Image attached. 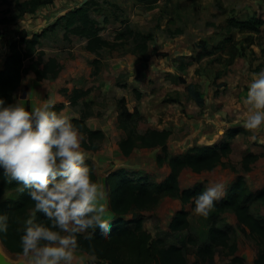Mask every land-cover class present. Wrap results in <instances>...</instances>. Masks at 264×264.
<instances>
[{"label":"rangeland","instance_id":"374dc122","mask_svg":"<svg viewBox=\"0 0 264 264\" xmlns=\"http://www.w3.org/2000/svg\"><path fill=\"white\" fill-rule=\"evenodd\" d=\"M16 1L0 0V13L7 15L6 13L10 9L15 12ZM85 1L87 0H57L56 5L53 4V6L38 10L37 14L27 17L23 20L24 22H19L18 20L22 17L19 18L12 28L19 27L17 37L28 36V34L32 36L46 28V25L52 21V19L50 20L51 14L52 16L57 14V18L69 11L68 9L80 7ZM144 1L97 0V5L91 9V17L98 21L101 35L115 45L112 49H103L98 56L85 49L84 39L75 38L72 40L71 35L65 38V30L62 28L57 31H48L42 39L39 50L45 52V59L56 57L60 61L62 64L61 73L55 80H37L30 74L32 72L26 73L24 82L18 89L15 98L16 100L19 97H24L26 107L31 109L42 99L51 96L56 101L55 105L65 104L62 110L66 114H70L72 119L79 118L82 111H87L89 113L87 125L91 129L102 130L105 133L104 138L96 141L97 148H83L87 153L86 162L91 164L96 173L95 183L98 189L104 193V203L107 208L105 217L111 215L110 222L115 219V215L110 210L109 190L108 193L105 192V179L109 173L124 169L134 179L146 178L150 182L161 183L169 175L170 169L168 163L160 165L157 161L158 155L161 154L160 148H136L130 156H124L119 149V141L127 136V131H124L120 126L118 100L125 94L129 95L132 90L130 80L133 83L132 78L137 74L138 65L143 67L148 60V58L142 60L141 56L136 53L135 44L129 31L154 35L153 31L164 29L166 37L175 40L177 37L186 35L185 32H187L185 42H181V45L178 44L175 49L188 47L190 50L185 52L186 55L177 54L180 50L173 51L168 60L171 65L183 69L186 83H192L189 86L193 91L200 92L201 90L203 92L208 88V92L212 93L213 97L220 96V94L226 95L228 92L231 94L233 90L240 91L246 96L245 79L250 80L251 73L264 68L263 42L248 48L246 54L239 57L230 66L225 64L224 59L227 58L223 47L220 46L227 32L224 29L227 19L230 17L243 19L254 13L264 16V0ZM10 15L11 13L4 18H8ZM177 30H182V33L178 34ZM119 34L125 36L118 37ZM235 38L241 39L242 36L236 35ZM152 40L149 42V47L152 45ZM183 43H186L185 46H182ZM208 51L211 53L208 54ZM147 54L149 53L147 52ZM147 56L149 57V55ZM96 58L101 60V71L98 75H92L91 61ZM168 60L164 65L160 64L161 67L154 66L153 74H149L143 79L149 85L148 87L156 85V88L163 91L161 97L166 102L177 100L183 108H191L189 104L194 99L186 91H182L183 85H180L181 91L167 92L169 82L185 80L183 77L177 79L178 76L172 75L175 73L168 68ZM159 70L161 73L156 72ZM173 82L171 83L173 84ZM74 89H89L90 94L81 98L78 104L73 105L70 98ZM237 94H233L235 97L230 99V103L237 105L238 108L232 115L229 114L228 118L232 121H244L248 105ZM133 97L136 98V95L134 94ZM134 103L135 99L127 101L131 108ZM239 104L242 107H239ZM132 112H137V117H135L137 131H145L151 116H143L137 110ZM146 113L151 112L147 109ZM184 127L181 130H184ZM253 133L257 137L255 141L250 139ZM251 152L259 154L260 157L251 164L249 171H245L243 157ZM224 162L225 166L219 165L211 171L197 173L190 168L183 170L179 178L181 189L185 190L196 186H201L204 189L216 180H223L226 182L227 189L226 194L219 200H224L238 176L243 175L247 188L257 194L264 188V127L257 130L247 129L245 132L239 133L234 138L232 151L224 158ZM251 210L256 216L264 218V201L255 200L251 205ZM179 211L189 212L190 225L186 230L174 231L170 225ZM129 215L131 220L141 216L144 228L165 245L181 247L189 264H240L233 261L235 257L242 259L243 264H254V260L262 248L261 242L238 221L232 211L218 212L215 206L205 217L193 211L191 202L185 204L180 198L166 196L159 203L144 211L135 208ZM105 221L108 222L107 219ZM213 226L226 231L230 236L229 243H235L237 249L234 253L229 248L217 246L213 258L203 260L197 253L198 247L211 242L210 229ZM6 251L8 250L6 249Z\"/></svg>","mask_w":264,"mask_h":264},{"label":"trees","instance_id":"16d2710c","mask_svg":"<svg viewBox=\"0 0 264 264\" xmlns=\"http://www.w3.org/2000/svg\"><path fill=\"white\" fill-rule=\"evenodd\" d=\"M56 0H17L14 8L16 12L9 18L0 19L1 23H11L26 14H34L38 10L52 6ZM144 1V0H142ZM146 2L149 0H145ZM144 1V2H145ZM154 2V1H153ZM97 5V0H87L80 7L69 9L60 15L57 20L40 33H34L31 37L21 36L12 41L10 54L6 57L3 69H0V98L5 103L15 101L16 93L22 85L23 77L32 71L37 80H55L59 77L62 64L55 57L45 59V52L39 50L42 39L48 31L64 29L65 38L69 34L80 36L86 40L85 49L95 55H99L103 49H112L115 45L101 35L98 21L91 17V9ZM10 12V11H9ZM224 29L225 38L221 42L227 59V66L232 65L239 57L246 54L248 48L264 43V16L257 13L251 14L243 19L230 17L226 21ZM135 44V50L142 60L148 58L149 42L154 35L129 31ZM169 33H171L169 31ZM182 33V30H177ZM174 34V33H171ZM242 36L241 39L235 38ZM119 34L118 37H124ZM264 50V49H263ZM211 53V51H208ZM213 53V52H212ZM26 61L29 64L26 65ZM100 59L91 61L93 66L92 75H98L101 71ZM90 94V90L74 89L70 102L78 104L79 100ZM197 102L202 99L197 93L193 94ZM65 104L54 105L57 111L64 108ZM118 117L120 126L127 131V136L119 141V149L124 156H130L136 148H160L161 154L157 161L160 165L168 163L170 172L165 181L161 183L150 182L146 178H132L124 169L109 173L107 183L109 185V197L111 210L115 219L109 222L112 228L109 239H100L98 234L92 233L89 243L84 242L85 237L90 235L77 233L78 250L85 251L97 260L107 261L109 264H189L184 250L176 245H165L160 239L154 238L143 226V218L140 216L135 220H127L125 217L132 208L144 211L166 196L180 198L183 203H192L194 208V196L204 190L200 187L182 190L179 178L182 171L190 168L200 173L211 171L219 165L225 166L224 158L232 151L233 140L239 134L245 132L244 127L231 128L227 131L224 139L213 145H198L191 147L184 154L174 155L170 152L168 141L171 136L170 130L148 129L140 133L136 129L135 117L137 112H131L127 106L126 99L118 100ZM89 113L82 111L79 118L73 121L86 133V139L82 146L86 149L98 147L96 141L104 138L102 130L91 129L87 125ZM260 157L253 152L243 157V168L245 171L251 169V164ZM90 167V178L96 180V173ZM264 201V188L257 194L250 191L243 175H239L233 185L229 188L224 200L215 202L218 212L232 211L238 221L249 229L250 233L261 242L262 248L254 264H264V218L256 216L251 205L255 200ZM0 212H7L9 216L8 230L0 233L1 244L9 251L21 254L20 235L24 227V221L35 214L38 220L49 223L43 213L34 208V201L30 199L27 191L20 192L16 182L5 183L0 177ZM189 212L179 211L173 218L170 228L174 231L189 228ZM230 236L226 231L213 226L210 229V243L199 245L198 255L203 259H211L215 254L217 246L229 248L231 252L236 251V244L229 243ZM234 262L243 264V260L235 257Z\"/></svg>","mask_w":264,"mask_h":264},{"label":"clouds","instance_id":"9594fccd","mask_svg":"<svg viewBox=\"0 0 264 264\" xmlns=\"http://www.w3.org/2000/svg\"><path fill=\"white\" fill-rule=\"evenodd\" d=\"M23 98L7 104L0 98V177L5 183L15 181L20 192L26 190L35 210L49 223L35 214L25 219L21 254L27 264H74L77 233L90 234L84 241L89 243L92 233L109 239L112 231L104 219V193L91 180L86 163L82 146L86 133L70 114L55 109L53 97L42 99L31 109ZM244 103L248 111L243 127H264V68L251 73ZM250 139H257L255 133ZM226 189L223 180L210 183L194 196L193 211L207 217ZM8 223L7 212H0V233L8 230Z\"/></svg>","mask_w":264,"mask_h":264},{"label":"crops","instance_id":"0c3cea01","mask_svg":"<svg viewBox=\"0 0 264 264\" xmlns=\"http://www.w3.org/2000/svg\"><path fill=\"white\" fill-rule=\"evenodd\" d=\"M56 2L57 0L55 1L54 5L57 4ZM47 7H50V6H47ZM43 11L45 12V10ZM15 12L13 9H10V12L6 13L7 15L0 13V19H3L4 17L9 16V13L14 14ZM38 12H35L34 14H37ZM34 14H26L25 16L22 17V19H19V20L17 19V20L19 22H24L23 20L27 19V17L29 16L30 17L33 16ZM56 16L57 14H54V16H52L51 14L50 20L52 19V21H50V23L46 25V28L48 27V25L51 26L57 20L58 17L56 18ZM17 20L9 24L8 23L0 24V48H1L0 49V69H3L5 59L10 54L9 49H10V45L12 41L20 38V37H17L19 34V30H18L19 27L12 28L13 25L16 24ZM43 30L44 29H42L41 31L37 33H40ZM158 30L160 31H156V30L153 31L154 39L151 42L152 45L148 49L149 57H148L146 64L143 67H141L139 66L140 64L138 63L139 69L137 71V74L134 75V78H132L133 83L130 80V85L132 87V90L130 91L131 95L129 92L130 97L128 94H125L122 96L128 102L130 101V99L132 100L135 99V103L132 108L130 107L129 104H127L131 112L134 110H137L143 116L144 115L151 116V120L149 123H147V126L145 127V131H142V132L139 131V132L144 133L148 129L170 130L172 132L170 141L168 142L170 152L174 153V155H179V154H184L188 149L194 146L218 144L224 139L229 129L243 127V121H239V120L232 121L231 119L228 118V116L229 114L232 115V113L236 111V108H238L237 105L235 104L231 105L230 103V99L235 97V95L233 94L238 93L237 94L238 97L243 98V100L245 96L241 94L240 91H236V90H233L231 94L228 92L226 95L220 94V96H217V97H213L212 93L208 92L209 91L208 88H206L207 91H203V92H201V90L200 92L193 91L192 88H190L189 86L192 83H189V84L186 83L187 81H186V78L184 77L185 72L183 71V69L179 66L177 67L176 65H173V64L171 65L170 60H168L171 57L169 56L170 53H172L173 51L177 52L178 50H180L178 51L179 53L177 54L186 55L187 53L185 52L187 50H190L188 49V47L187 48L179 47L178 49H175L178 44L181 45V42L183 41L185 42V37L187 36V32H185L186 35H182L180 36V38L177 37L176 38L177 40H175V39L167 38L166 33L164 32V29L163 30L158 29ZM69 35H71L70 37L72 40H74L75 38H81L80 36H77L74 34H69ZM13 36H14V39H13ZM28 36L31 37V34H28ZM185 44L186 43H183L182 46H185ZM85 45H86V40H85ZM163 52H165L167 56ZM162 55L163 57H161ZM167 60L169 62L168 68L171 69L173 73H175L172 75L178 76L177 79H179V77H183L185 79L181 82L179 80L178 81L174 80L175 82L171 81L173 82V84L169 82L170 83V84L168 83L169 90L167 92L172 93L176 91H181L180 85H183L184 87L182 91H186L188 95L194 99V101H192V103L189 104L191 108H186V107L183 108L180 105L179 101L177 100L172 101V102H166L165 99L161 97V94L163 91H161L159 88H156V85H152L148 87L149 85L146 84V82L144 81L143 78H146L147 76H149V74H153L154 66L161 67L159 65L160 64L164 65ZM27 62L29 63V61L25 62L26 65H27ZM155 62H158V63L155 64ZM160 71L161 70L156 71V72H160ZM29 72H32V71H29ZM30 74H32L36 78L33 72ZM163 74H165V72H163ZM248 81H249L248 79H245L246 85L248 84ZM23 82H24V77H23L22 83ZM194 92L197 93L202 99L201 103L197 102L196 98H194L193 96ZM134 94L136 95V98L133 97ZM231 106H233V108H231ZM239 107H242V106L239 104ZM147 109L151 113H146ZM191 112L193 114H190ZM190 121H192L193 123H189ZM183 126H185L184 130H181ZM175 135L177 136L176 138L173 139ZM177 150H180V151L177 152ZM169 172H170V169H169ZM93 182L95 183L96 180H94ZM105 184H106L105 192L108 193L109 189L107 187V178L105 179ZM134 209L135 208H132L130 212H132ZM129 214L126 215L127 220H131V216ZM104 219H107L108 222H110L112 220V217L111 215H109V217L106 216L104 217ZM6 253H7L8 258L11 261H13L15 264H19V263L27 264L26 258L23 257L22 254L11 252L9 250L6 251ZM76 257L77 259L74 262V264H80V261H83V264H92L94 261L97 260L96 257L94 256H92L90 259L89 254L82 250L77 251Z\"/></svg>","mask_w":264,"mask_h":264},{"label":"water","instance_id":"95a60500","mask_svg":"<svg viewBox=\"0 0 264 264\" xmlns=\"http://www.w3.org/2000/svg\"><path fill=\"white\" fill-rule=\"evenodd\" d=\"M107 187L109 189V185L107 183ZM0 264H15L13 261H11L6 253L5 247L0 243ZM24 264V263H19Z\"/></svg>","mask_w":264,"mask_h":264},{"label":"built area","instance_id":"2783aa9c","mask_svg":"<svg viewBox=\"0 0 264 264\" xmlns=\"http://www.w3.org/2000/svg\"><path fill=\"white\" fill-rule=\"evenodd\" d=\"M92 264H109V263L107 261H104V260H96Z\"/></svg>","mask_w":264,"mask_h":264}]
</instances>
